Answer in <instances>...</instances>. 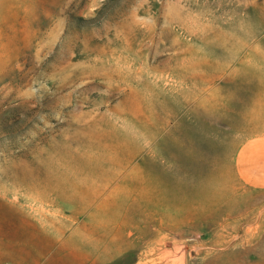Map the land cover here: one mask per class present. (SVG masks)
Listing matches in <instances>:
<instances>
[{"label":"rangeland","instance_id":"1","mask_svg":"<svg viewBox=\"0 0 264 264\" xmlns=\"http://www.w3.org/2000/svg\"><path fill=\"white\" fill-rule=\"evenodd\" d=\"M264 0H0V264H264Z\"/></svg>","mask_w":264,"mask_h":264},{"label":"crops","instance_id":"2","mask_svg":"<svg viewBox=\"0 0 264 264\" xmlns=\"http://www.w3.org/2000/svg\"><path fill=\"white\" fill-rule=\"evenodd\" d=\"M233 167L245 187L255 191L264 190V134L247 137L238 144Z\"/></svg>","mask_w":264,"mask_h":264},{"label":"water","instance_id":"3","mask_svg":"<svg viewBox=\"0 0 264 264\" xmlns=\"http://www.w3.org/2000/svg\"><path fill=\"white\" fill-rule=\"evenodd\" d=\"M163 263L186 264V245L182 241L166 244V254Z\"/></svg>","mask_w":264,"mask_h":264}]
</instances>
